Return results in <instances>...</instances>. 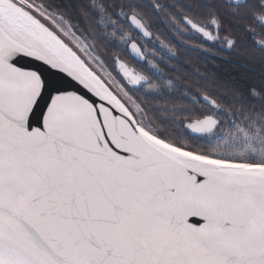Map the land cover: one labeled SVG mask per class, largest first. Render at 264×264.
Segmentation results:
<instances>
[{"label":"snow or ice","instance_id":"1","mask_svg":"<svg viewBox=\"0 0 264 264\" xmlns=\"http://www.w3.org/2000/svg\"><path fill=\"white\" fill-rule=\"evenodd\" d=\"M157 21L264 55V0H0V264H264V83Z\"/></svg>","mask_w":264,"mask_h":264},{"label":"trees","instance_id":"2","mask_svg":"<svg viewBox=\"0 0 264 264\" xmlns=\"http://www.w3.org/2000/svg\"><path fill=\"white\" fill-rule=\"evenodd\" d=\"M154 26L159 29L158 34L162 38L170 39L177 48L176 58L169 60V63L188 72H194L196 69L214 72L228 69L250 84L260 86L264 83V55L258 50H253L250 43L239 45L231 53L219 54L215 49L212 53H205L194 45L184 44L183 41L175 39L160 21ZM165 74L167 75V70Z\"/></svg>","mask_w":264,"mask_h":264}]
</instances>
